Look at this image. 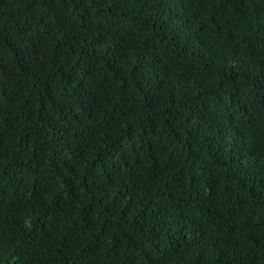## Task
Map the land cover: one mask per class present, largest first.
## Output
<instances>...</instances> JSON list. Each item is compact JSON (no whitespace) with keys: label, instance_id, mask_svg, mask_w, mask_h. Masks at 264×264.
<instances>
[{"label":"trees","instance_id":"trees-1","mask_svg":"<svg viewBox=\"0 0 264 264\" xmlns=\"http://www.w3.org/2000/svg\"><path fill=\"white\" fill-rule=\"evenodd\" d=\"M0 264H264V0H0Z\"/></svg>","mask_w":264,"mask_h":264}]
</instances>
